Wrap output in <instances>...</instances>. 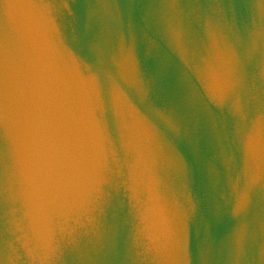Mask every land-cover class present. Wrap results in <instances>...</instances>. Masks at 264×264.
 <instances>
[{
	"label": "water",
	"instance_id": "95a60500",
	"mask_svg": "<svg viewBox=\"0 0 264 264\" xmlns=\"http://www.w3.org/2000/svg\"><path fill=\"white\" fill-rule=\"evenodd\" d=\"M0 264H264V0H0Z\"/></svg>",
	"mask_w": 264,
	"mask_h": 264
}]
</instances>
